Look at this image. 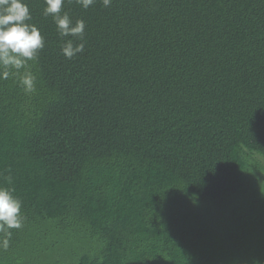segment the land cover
<instances>
[{
  "label": "trees",
  "instance_id": "16d2710c",
  "mask_svg": "<svg viewBox=\"0 0 264 264\" xmlns=\"http://www.w3.org/2000/svg\"><path fill=\"white\" fill-rule=\"evenodd\" d=\"M25 3L44 48L34 93L0 80L24 217L0 264H264V0H64L72 59Z\"/></svg>",
  "mask_w": 264,
  "mask_h": 264
},
{
  "label": "clouds",
  "instance_id": "9594fccd",
  "mask_svg": "<svg viewBox=\"0 0 264 264\" xmlns=\"http://www.w3.org/2000/svg\"><path fill=\"white\" fill-rule=\"evenodd\" d=\"M73 2V0H69ZM83 9H88L97 0H74ZM45 16H51L61 39L60 52L66 59L83 53L85 48V22L73 21L67 11H62L64 0H43ZM110 7L112 0H101ZM32 15L25 0H0V80L18 77V85L26 93L36 91V76L29 62L38 60L44 48V37L35 24L29 23ZM68 38V39H64ZM24 69L21 74V70ZM14 189L0 186V248L7 249L12 229L23 227L22 202L13 195Z\"/></svg>",
  "mask_w": 264,
  "mask_h": 264
}]
</instances>
